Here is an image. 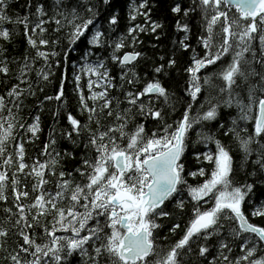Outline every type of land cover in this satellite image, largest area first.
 I'll list each match as a JSON object with an SVG mask.
<instances>
[{"label":"snow or ice","instance_id":"obj_1","mask_svg":"<svg viewBox=\"0 0 264 264\" xmlns=\"http://www.w3.org/2000/svg\"><path fill=\"white\" fill-rule=\"evenodd\" d=\"M126 7L125 30L113 37L123 19L114 0H54L51 6L25 0L22 16L10 15L9 0H0L5 42L0 74H9L11 62L19 65L18 82L0 95V202L12 198L0 225L3 259L6 264H264V0H172L167 11L182 36L152 64L142 88H136L145 79L137 70L145 59L138 49L141 35L159 41L166 25L153 18V0H129ZM49 11L52 16L45 19ZM52 22L57 32L71 29L68 52L84 42L91 46L87 56L92 48L108 56L86 59L74 76L85 119L66 112L67 128L57 133L54 125L30 164L25 144L39 139L41 116L27 122L19 113L25 94L35 95L26 77L35 70L50 82L53 75L49 61L59 53L41 50L50 43L43 38L44 25ZM19 26L36 51L16 60L5 44L19 35ZM177 52L190 53L186 64L180 65ZM38 59L44 64L36 70ZM109 62L120 69L118 78ZM174 71L183 74L175 90ZM84 74L87 96L80 85ZM65 79L45 100L67 103ZM178 106L184 110L169 122ZM233 108L231 119V113L222 114ZM62 111L58 104L56 123ZM61 140L67 147H60ZM228 140L236 144L239 161ZM189 177L203 179L190 183ZM28 180L35 193L31 200ZM189 203L192 214L182 227L178 214ZM166 224L169 233L180 234L167 245L162 243L169 240L162 235Z\"/></svg>","mask_w":264,"mask_h":264},{"label":"trees","instance_id":"obj_2","mask_svg":"<svg viewBox=\"0 0 264 264\" xmlns=\"http://www.w3.org/2000/svg\"><path fill=\"white\" fill-rule=\"evenodd\" d=\"M40 2L44 3L46 6H51L54 2V0H40ZM66 2H71V0H66ZM156 7L153 9V18L154 19H160L162 22L165 23L166 27L164 31L160 34V40L157 41L155 39L154 35L145 34L141 35V40H143V44L138 45V49L141 50L145 54V59L141 60L138 65V71L140 74L145 78L142 79L140 84L136 86V88H142L145 80L151 79V67L154 62L158 61V57L160 55H167L171 52L173 48V40L179 38L182 36V34H178L175 32L174 28V17H172L167 9L168 5L172 3V0H153ZM187 3V0H185ZM25 3V0H9V4L11 6L10 15L15 16L16 14L24 15L25 9L23 8V5ZM129 3V0H114V4L116 5L117 10L121 12V16L123 17L120 27L117 29V32L113 34V37H115L117 34L123 33L125 30V25L127 23V4ZM52 16V12L49 11V17H46L45 19H48ZM198 20L199 18L196 17ZM63 23V22H62ZM9 27H12L9 25ZM45 28H47V32L44 33L43 38L48 39L50 41L49 45L47 47H41V50L43 51H56L59 53V56L51 57L49 63L52 67L53 75L50 77V82H43L41 81L37 75L36 71L33 70L29 77H26V79H30L33 84V91L35 92L34 96H28L25 94L24 99V106L22 110L20 111L19 115L23 118L24 121L31 122V118L35 114H39L41 116V127L43 131L40 133L39 139L35 140L34 143H26V161L28 163H32L33 159L37 157L39 154V150L42 147L43 144L47 143L48 139V132L49 130L55 125V128L57 130V133H59L61 130L67 128V120L65 113L71 112L74 116H77L82 121L85 119L86 113L84 115H81L79 112V101H78V95L76 91V85L74 82V76L81 74V65L85 62L87 59L88 62H94L98 57L103 56L107 58L108 52L103 50H97L92 48V52L94 53L92 56H87L89 49L91 46H87L84 42H78L75 46H71L74 48V51L68 52L69 49V37L68 33L70 32V28L67 26H64L61 28L59 32L56 31V25L54 22L48 23L44 25ZM17 31L19 32V35H14L12 38V42L10 44H5V46L8 48V54L10 57L15 58L16 60H20L23 56H35V49H32L27 44V39L23 35V27L19 26L17 28ZM38 31V30H37ZM31 34V33H30ZM195 35L196 30L193 31V44L195 45ZM36 38V37H34ZM51 41H58V43L53 44ZM0 43H5L3 41H0ZM157 45V47H153V45ZM130 50L125 49V51ZM199 51V49H198ZM67 53V60L64 59L65 54ZM177 59L180 63V65H184L188 62V58L190 56V53H183V52H177ZM44 62L43 60L38 59L35 65V69L38 70L43 66ZM109 68L112 71V74L114 76H117V78L120 75V69L118 66L112 64L109 62ZM10 71L7 76H4L0 74V95H4L7 90L18 81L16 80V76L18 75V68L19 65L15 62H11L10 65ZM64 80V86H65V96L62 98L63 100H66V104H60V102H57L55 100L48 101L45 100L46 96H55L58 90V87L61 83L62 77H65ZM88 75L84 74L82 75L80 85L84 91V94L87 96L88 89H87V82H88ZM183 74L178 73V71H174L172 73V88L176 89V81L182 80ZM22 88L26 87V85H21ZM128 85L125 84V88H127ZM183 87V83L180 84V88ZM41 88L43 89L41 91ZM114 95H120L119 92L114 91ZM182 94V93H181ZM121 99H123V96L121 95ZM203 100V94L201 96V101ZM58 104L62 107L63 111L61 112V115L59 117L58 123H56V117H55V110L58 106ZM125 105H122V107ZM42 109V110H41ZM183 106H178L177 111L174 114H171L169 117V122H172V119L179 118L180 113L183 111ZM227 113H231V116L228 117V119H231V117H234L236 115V110L233 109H225L222 113L223 115H227ZM148 125L152 126V121H148ZM249 129L251 130V124L247 125ZM130 128L132 125L129 126ZM198 130V129H197ZM25 139H29L28 137H25ZM60 147L64 148L67 147V142L64 140H61ZM227 143H229L233 149V152L236 153V158L239 161L240 159V153L237 149L236 144L228 140ZM83 153L81 152V155ZM41 159H44V157H41ZM68 167H71V165H68ZM242 175V174H241ZM79 179V178H78ZM203 178H198L197 180H193L191 177H189L190 183H198L202 182ZM29 185V192L30 197L29 200H31L35 193H31V180L26 181ZM46 187L51 188V185H48ZM187 199V197H185ZM12 205V198L11 195L9 196L8 204H5L3 202H0V225L4 224L5 220V213L4 208L9 207ZM171 207V205H169ZM191 203L188 204L185 212L182 215L178 214L179 222L181 223L182 227L184 224H186L191 216ZM254 222L261 223L262 221L259 218H253ZM48 222H51V217H48ZM162 235H168L169 240L164 241L165 245L174 242L175 240L179 239V232L175 235L168 232V227L166 224V227L164 230H162ZM38 242H40L38 240ZM14 241H9V246H14ZM238 251V249H237ZM6 253L0 252V264H6L5 260L3 259V256ZM75 264V262H74Z\"/></svg>","mask_w":264,"mask_h":264}]
</instances>
